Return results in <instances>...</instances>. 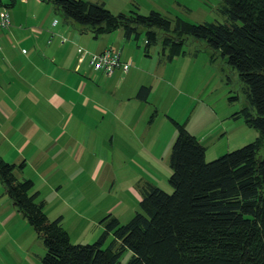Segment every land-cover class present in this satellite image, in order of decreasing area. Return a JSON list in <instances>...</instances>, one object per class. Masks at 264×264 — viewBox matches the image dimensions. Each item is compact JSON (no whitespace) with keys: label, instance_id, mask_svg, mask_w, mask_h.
Here are the masks:
<instances>
[{"label":"trees","instance_id":"trees-1","mask_svg":"<svg viewBox=\"0 0 264 264\" xmlns=\"http://www.w3.org/2000/svg\"><path fill=\"white\" fill-rule=\"evenodd\" d=\"M53 1L65 18L95 37L118 29L129 39L145 33L146 51L160 43L166 62L186 54L189 35L205 40L238 72L246 104L234 116L259 135L207 161L201 140L172 119L178 129L170 155L173 192L147 183L142 211L127 223L109 213L101 221L103 233L91 244L73 243L63 217L48 216L34 181L17 175L24 162L0 156L7 194L44 242L42 264H264V0H222L225 21L202 23L181 17L173 22L157 10L114 13L91 0ZM149 93L143 86L138 97L146 100ZM127 250L133 254L123 262Z\"/></svg>","mask_w":264,"mask_h":264},{"label":"crops","instance_id":"crops-1","mask_svg":"<svg viewBox=\"0 0 264 264\" xmlns=\"http://www.w3.org/2000/svg\"><path fill=\"white\" fill-rule=\"evenodd\" d=\"M17 1L0 0V11L14 7L11 25L0 27V156L25 163L17 175L34 181L45 207L46 191L82 206L87 192L104 190L108 175L133 174L134 160L149 157L159 141L152 133L162 108L153 97L164 95L169 63L181 56L160 60L162 48L152 55L143 50L141 36L129 39L122 29L95 37L65 18L53 0H20L16 8ZM110 47L130 64L128 70L108 75L90 63L93 54ZM143 86L150 88L146 100L138 97ZM190 92L171 93L170 106L160 113L177 120L175 102ZM182 122L189 125L188 118ZM213 123L191 133L200 139ZM24 231L41 240L0 180V264L18 257Z\"/></svg>","mask_w":264,"mask_h":264},{"label":"rangeland","instance_id":"rangeland-1","mask_svg":"<svg viewBox=\"0 0 264 264\" xmlns=\"http://www.w3.org/2000/svg\"><path fill=\"white\" fill-rule=\"evenodd\" d=\"M98 2H104L114 13L137 9L143 14H148L152 10H157L173 22L178 17L194 23L225 21L224 15L220 12L222 0H98ZM15 6L16 8L20 6V0ZM13 8L8 9L11 12ZM140 36L139 40L144 50L145 33ZM160 50V43L150 48L152 55H157ZM185 50V56L169 63L167 79L170 82H165L162 86L164 95L162 97L155 95L153 98L162 106L160 111L162 112L164 108L170 106V101L174 97H168L171 93L192 91L190 97L181 94L171 112L181 117L187 114L185 119L178 117L176 121L182 122L188 118L189 125L186 128L190 132H199L214 122L200 134L201 142L206 147V160L212 161L254 141L259 132L247 124L243 117L234 116L245 106L246 99L240 76L229 64L227 57L210 49L205 40L191 35L187 37ZM160 60H163L162 52ZM192 96H196L195 105H191V102H194ZM153 110L152 107V112ZM160 112L156 113L159 116L157 115L155 132L152 133L158 134L153 140L158 138L159 141L152 146L149 157L134 160L136 172L112 177L108 175L104 190L87 192L82 206L65 203L58 199L56 192H45L50 199L45 211L51 219L59 215L64 216L65 229H69L73 243L91 244L97 241L105 229L101 221L110 212L114 216H120L121 223H127L136 212L142 211L141 192L147 183L154 184L168 193L173 192V186L169 182L172 173L170 155L178 129L172 122L174 118L166 117ZM174 133L176 135L172 139ZM71 194L65 192L64 196L68 197ZM95 218L96 221H93ZM112 238L113 235L110 234L104 247ZM11 242L14 247L20 242V247L17 248L18 257L15 261L10 259L9 264H42V258L46 253L42 239L36 238L35 235H27L24 231L16 245L13 240ZM132 254L131 250H127L121 260L127 262ZM9 257L12 258L11 255Z\"/></svg>","mask_w":264,"mask_h":264},{"label":"built area","instance_id":"built-area-1","mask_svg":"<svg viewBox=\"0 0 264 264\" xmlns=\"http://www.w3.org/2000/svg\"><path fill=\"white\" fill-rule=\"evenodd\" d=\"M11 25V17L9 11L5 8L0 11V27L7 28ZM82 51V49H80ZM90 63L96 70L104 71L106 74H112L116 69L122 68L128 70L130 64L124 62L121 53L110 47L91 56Z\"/></svg>","mask_w":264,"mask_h":264}]
</instances>
